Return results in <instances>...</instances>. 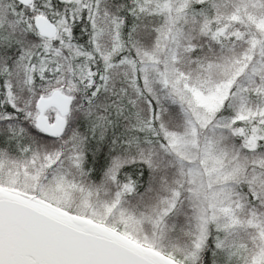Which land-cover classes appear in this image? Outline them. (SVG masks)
Segmentation results:
<instances>
[{"label":"snow or ice","instance_id":"6c2138e0","mask_svg":"<svg viewBox=\"0 0 264 264\" xmlns=\"http://www.w3.org/2000/svg\"><path fill=\"white\" fill-rule=\"evenodd\" d=\"M0 264H264V0H0Z\"/></svg>","mask_w":264,"mask_h":264}]
</instances>
